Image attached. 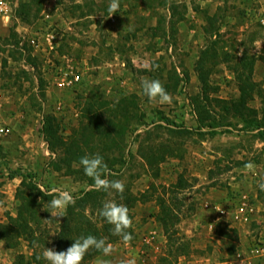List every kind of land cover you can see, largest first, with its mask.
<instances>
[{
	"label": "rangeland",
	"instance_id": "obj_1",
	"mask_svg": "<svg viewBox=\"0 0 264 264\" xmlns=\"http://www.w3.org/2000/svg\"><path fill=\"white\" fill-rule=\"evenodd\" d=\"M4 2L0 226L14 231L0 239V264H48L46 247L88 235L115 250L89 249L82 264H264L253 251L264 250V0H118L111 16L110 0ZM27 2L29 21L17 15ZM143 79L172 102H150ZM95 154L122 194L92 187L80 158ZM12 171L23 192L35 186L30 201ZM37 183L73 195L60 221ZM242 200L247 224L231 218ZM107 201L128 208L130 242L99 215ZM162 202L174 214L167 231Z\"/></svg>",
	"mask_w": 264,
	"mask_h": 264
},
{
	"label": "clouds",
	"instance_id": "obj_2",
	"mask_svg": "<svg viewBox=\"0 0 264 264\" xmlns=\"http://www.w3.org/2000/svg\"><path fill=\"white\" fill-rule=\"evenodd\" d=\"M117 11H120L118 0H110L108 7L110 16ZM141 89L143 95L146 96L150 102L159 104H170L172 102V96L165 90L159 80L143 79L141 81ZM80 165L83 167L84 174L93 180L94 183L92 187L95 190H114L121 194L124 192V184L121 181L109 180L106 178V174L109 170L103 157L99 154L81 157ZM245 167L251 169L252 165L246 164ZM36 188L45 196L53 197L48 201L47 207H43L54 219L59 220V218L66 216L68 206L75 203V199L69 191L59 189L48 190L39 183L36 184ZM259 188L264 191V182L259 184ZM216 210L221 211L219 208ZM99 215L113 226V235L120 237L124 243L130 242L132 236L127 229L132 227V219L129 216V210L126 206L117 204L113 201H107L99 210ZM52 235L56 234L53 233ZM92 248L103 253L105 256L111 255L115 250L113 246L107 244L103 238L97 239L95 236L88 235L75 239L71 246L64 251H55L52 248L46 247L42 256L43 259L48 261V264H82L84 256L89 249ZM96 264H108V262L98 258ZM127 264H135V261H128Z\"/></svg>",
	"mask_w": 264,
	"mask_h": 264
},
{
	"label": "trees",
	"instance_id": "obj_3",
	"mask_svg": "<svg viewBox=\"0 0 264 264\" xmlns=\"http://www.w3.org/2000/svg\"><path fill=\"white\" fill-rule=\"evenodd\" d=\"M30 1H31V3L37 2V0H30ZM24 6H25V8H24ZM17 15L19 17H21L23 20L29 21L31 18V15H32L30 2H27L25 5L21 4V6L17 9ZM244 122H245L246 128L247 129L249 128V130L259 129L261 127V124L258 121H256V122L244 121ZM46 130L49 131V133H51V134L53 133L52 128H50V127H47ZM19 175L22 177V179H21L20 185L17 188V190L19 192L18 194L20 195L21 199H26V200L30 201L32 198H34V195H32V191H33L32 189H35V186L28 184L29 192L28 193L23 192L21 190V186H24L26 183L25 182V176L21 173L16 172V171L11 172V178H13L15 176H19ZM160 212H161L160 216H162V217H160V223L163 225V227L166 230V229H168L169 226L173 225L174 214L171 211H169V212L167 211V209L164 206V202L161 203ZM21 228L24 229V228H26V226H22ZM13 231H14V229H10L9 231L8 230L6 231V229L4 230L2 228V226H0V239H2V240L4 239L5 233L7 235L8 233L13 232ZM170 238H172V237H170Z\"/></svg>",
	"mask_w": 264,
	"mask_h": 264
},
{
	"label": "built area",
	"instance_id": "obj_4",
	"mask_svg": "<svg viewBox=\"0 0 264 264\" xmlns=\"http://www.w3.org/2000/svg\"><path fill=\"white\" fill-rule=\"evenodd\" d=\"M5 10V2L4 0H0V13H2ZM7 131V130H6ZM0 133H5L4 128H0ZM205 207H208V204H204ZM219 208L221 211H218L219 215H224L227 213V209L225 207L217 206L216 209ZM253 213V208L250 206L246 200H242L240 205H238L235 209L231 212V218L237 223L240 224H247L249 223L251 219V215ZM254 255L255 256H262L264 253L263 248H254ZM252 260H249L248 262H242L240 264H254L251 262Z\"/></svg>",
	"mask_w": 264,
	"mask_h": 264
}]
</instances>
